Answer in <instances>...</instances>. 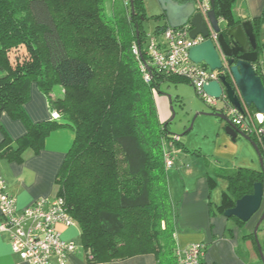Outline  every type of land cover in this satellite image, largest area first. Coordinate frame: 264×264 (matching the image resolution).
I'll return each instance as SVG.
<instances>
[{"label":"trees","instance_id":"trees-1","mask_svg":"<svg viewBox=\"0 0 264 264\" xmlns=\"http://www.w3.org/2000/svg\"><path fill=\"white\" fill-rule=\"evenodd\" d=\"M103 1L86 0L91 15L87 18L92 23L81 27V30L86 33L94 27L109 31L106 39L110 44L108 47L113 44L117 48V69L108 86L95 90L91 86L96 79V71L90 59L95 58L70 51L48 0L29 1L27 14L31 23L21 18L13 0H0L2 18L9 19L11 14H17L14 23L7 20L10 26L13 25L5 36L4 46L12 38L21 44L24 51L18 65L6 66L8 61L5 59V63L0 59V116L7 112L13 119L22 120L27 128V133L16 141V145L6 136L0 144V154L21 162L28 147L38 153L51 132L71 127L76 138L57 177L58 196L65 200L70 215L81 229L82 245L91 250L90 262L109 263L152 253L158 264H178L176 232L179 208L170 195L169 168L165 157L172 152L171 145L182 143L170 135L169 122L160 119L155 92L161 93L163 82L193 84L183 77L155 69H152V79L146 81L134 52V46L139 43L143 48L147 38L140 24L144 10L142 0H122L125 6L115 5L111 17L104 14L98 17ZM177 1L187 3L195 0ZM236 2L215 0L217 17L230 27L243 21L234 15ZM163 16L165 18L164 13ZM251 21L258 40H261L264 9ZM34 25L43 30L41 40L46 48V57L40 51ZM14 26L19 34L13 36ZM168 26L165 21L158 32ZM74 29L81 31L78 27ZM98 43L94 41L92 48V45H87L90 49L86 51L92 54ZM98 47L108 49L102 45ZM2 53L0 40V56ZM143 58L146 59L145 53ZM255 68L264 82V68L259 65ZM48 69L52 70L61 86L77 93V109L70 104L58 106L50 98L51 89L45 83ZM32 83H36L48 97L52 113L60 114L59 120L35 123L30 119L25 105L30 98ZM250 110L257 112L254 106ZM252 139L262 155L261 171L234 169L220 161L216 165L210 163L213 168L221 170L219 175L228 180L229 192L224 199L228 204L221 206L223 213L234 207L238 199L251 194L256 182L264 183V145ZM211 170L207 173L213 181ZM232 218L245 224L236 217Z\"/></svg>","mask_w":264,"mask_h":264},{"label":"crops","instance_id":"crops-1","mask_svg":"<svg viewBox=\"0 0 264 264\" xmlns=\"http://www.w3.org/2000/svg\"><path fill=\"white\" fill-rule=\"evenodd\" d=\"M242 1L246 3L247 10L240 11L236 4V19L251 20L262 14L264 0ZM261 41L264 43V26ZM25 109L35 123L59 120L55 117L56 113H52L50 109L48 97L39 90L36 83H32L30 87V98ZM26 133L27 128L22 120L13 119L7 112L1 114L0 144L8 136L16 145V141ZM75 138V131L66 126L51 132L40 152L37 153L28 147L21 162L0 154V178L5 181L7 191L16 198L19 209L27 208L41 198L58 196L57 177ZM216 185V177L212 181L208 173L194 174L185 171L178 175H169L170 195L179 208L177 248L183 249L191 244L204 243L205 264H264L256 239L252 237L255 224L264 209V200L256 222L252 225L248 222L240 224L235 218H227L221 210V206L226 204L224 199L225 194L229 192L228 187L221 192ZM1 224L0 208V264H30L14 253L9 234L1 231ZM58 229L62 239L76 244L79 239L82 241L81 229L77 223L69 227L59 225ZM91 257V252L83 246L68 256L66 264H158L156 256L152 253L109 263H92Z\"/></svg>","mask_w":264,"mask_h":264},{"label":"rangeland","instance_id":"rangeland-1","mask_svg":"<svg viewBox=\"0 0 264 264\" xmlns=\"http://www.w3.org/2000/svg\"><path fill=\"white\" fill-rule=\"evenodd\" d=\"M29 1L13 0L15 3L13 6L22 15V19H28L29 23H31L32 20L27 14ZM48 2L70 51L73 53L79 52V54L86 56L92 55L95 58V60L92 57L90 58L96 71V79L91 89H102L108 86L117 69V48L113 44L108 47L110 44L107 43L108 40L106 39L109 31L105 28L91 27L88 32L82 33L83 30H81V27H86V25L88 27L92 23L87 18L91 17V15L89 11L90 6L89 3H86V0H48ZM142 4L144 10L140 15V24L145 37L155 33L158 34V28L163 26L166 21L159 1L142 0ZM236 4L240 8V11L245 12L247 10L244 1L237 0ZM115 5L119 7L125 6L122 0L103 1L102 10L100 9L98 11V17L103 14L111 17L113 12L112 8ZM73 13L75 14L74 16H72ZM77 14H80L79 17ZM16 15V13L11 14V18L9 17V19L0 16L2 18L0 20V40L3 46V53L0 59L5 63L6 60L8 61L6 66L18 65L24 55L21 44L12 38L8 39L9 43L5 45L7 47L4 46L5 36L8 32L10 33L13 25L10 26L7 20L14 23L16 20L14 18H17ZM18 17L20 18L19 15ZM221 25L224 26V22H221ZM74 27H78L81 31L77 32V29L75 30ZM34 31L38 35L37 41L40 51L46 57V48L41 40L43 30L40 26L34 25ZM12 33L13 36L19 34V30L14 26ZM9 35L11 36V34ZM161 38L163 40L162 36ZM94 41H99L98 46L102 45L108 49L104 50L105 48L97 46L94 51H91L93 52L92 54L90 52L88 53L86 50L90 49V46L87 45H92ZM45 83L51 89L50 98L56 101L58 106L61 105L63 107L64 105L70 104L73 106V109L78 108L75 98L77 93L71 92L61 86L54 77L51 69L47 70V82L45 81ZM160 91L161 93L155 92L159 116L162 121L169 122L175 114L173 121L168 125V131L174 138L175 135H180L179 141L182 143L181 145L176 144V146L171 147V151L175 156V164L169 168L168 177L169 175H178V173L185 171L194 174L207 173L212 168V174L216 177L218 184L216 187L222 192L223 189L228 187V180L224 176L219 175L222 174L221 170H217L215 167L213 168L210 163L216 165L218 163L217 161H220L234 169L262 170V156L254 147L253 143L242 136H238L234 141L226 131L225 121L211 115L214 112L213 107L198 96L194 86L183 81L176 83L163 82ZM222 107L223 101L220 100L217 108L221 110ZM56 115L55 117H60V114L56 113ZM192 125L193 128L185 133ZM258 215L259 213L255 214L248 223H251V225L254 224L258 219ZM257 238L264 255V221L259 227ZM77 245L78 249H82L83 246L80 239L77 241Z\"/></svg>","mask_w":264,"mask_h":264},{"label":"built area","instance_id":"built-area-1","mask_svg":"<svg viewBox=\"0 0 264 264\" xmlns=\"http://www.w3.org/2000/svg\"><path fill=\"white\" fill-rule=\"evenodd\" d=\"M194 2L196 13H201L210 24L208 13L212 9V0ZM192 28L191 23L177 29L168 26L158 34L147 36L143 48L139 43L134 46L144 79L146 81L152 79V69L185 78L193 84L203 101L228 116L238 132L255 138L264 145V114L252 112L243 101V109L240 111L225 95L217 99L204 91V85L219 80L222 71L212 70L206 64H196L190 59V48L206 40L201 35L192 39L190 37ZM211 37L217 39L216 34ZM143 52L146 59L143 58ZM258 65L264 68V60ZM232 81L237 88L233 78ZM237 92L241 97L238 88ZM220 100L223 101L221 110L217 108ZM165 162L168 168L174 166L175 156L172 152L166 154ZM0 208L1 231L9 234L14 253L23 261L30 264H66L68 256L78 249L75 242L62 239L58 229L59 225L69 227L76 223L62 197L41 198L31 206L19 209L16 198L7 191L5 181L0 178ZM205 251L204 243L178 248L177 263L205 264Z\"/></svg>","mask_w":264,"mask_h":264},{"label":"water","instance_id":"water-1","mask_svg":"<svg viewBox=\"0 0 264 264\" xmlns=\"http://www.w3.org/2000/svg\"><path fill=\"white\" fill-rule=\"evenodd\" d=\"M158 1L170 27L177 29L191 23L193 28L190 31V37L196 39L201 35L206 38L205 41L190 48L189 57L196 64L204 63L210 69L222 72L219 80L204 85V91L217 99L225 95L240 111L243 109L244 102L248 107L254 106L258 112L264 114V82L255 68L256 64L264 58V43L260 39L258 40L252 21L245 20L230 27L224 20L217 17L215 0H212V9L208 13L210 24L201 13H196L194 1L187 3H181L177 0ZM131 10L134 13L133 1L131 2ZM221 22H224V26L221 25ZM213 34L217 35V39L211 37ZM227 73H230L233 78L241 97ZM174 115L169 123L173 121ZM211 115L225 121L226 131L234 141L238 136H242L250 140L259 151L256 142L250 136L238 132L226 114L214 111ZM192 128L193 125L185 133ZM179 136L175 135L177 139ZM263 200L264 183L256 182L253 192L238 199L235 206L227 209L224 215L227 218L236 217L247 223L261 211ZM263 221L264 209L253 231L258 251L264 263V255L257 238L259 227Z\"/></svg>","mask_w":264,"mask_h":264},{"label":"flooded vegetation","instance_id":"flooded-vegetation-1","mask_svg":"<svg viewBox=\"0 0 264 264\" xmlns=\"http://www.w3.org/2000/svg\"><path fill=\"white\" fill-rule=\"evenodd\" d=\"M261 62V61H260ZM258 64H259V62L256 64V66H258ZM228 74V76L230 77V80H232L231 79V75H230V73H227Z\"/></svg>","mask_w":264,"mask_h":264}]
</instances>
